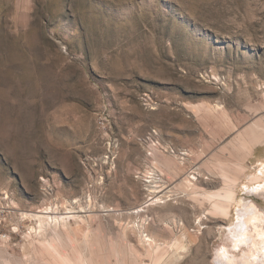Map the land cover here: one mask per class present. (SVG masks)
I'll return each mask as SVG.
<instances>
[{"label": "rangeland", "instance_id": "obj_1", "mask_svg": "<svg viewBox=\"0 0 264 264\" xmlns=\"http://www.w3.org/2000/svg\"><path fill=\"white\" fill-rule=\"evenodd\" d=\"M255 124L264 0H0V264H28L44 216L70 264L244 263L264 252L231 240L247 205L264 220L245 189L264 170ZM222 172L238 181L226 215L200 195Z\"/></svg>", "mask_w": 264, "mask_h": 264}, {"label": "bare ground", "instance_id": "obj_2", "mask_svg": "<svg viewBox=\"0 0 264 264\" xmlns=\"http://www.w3.org/2000/svg\"><path fill=\"white\" fill-rule=\"evenodd\" d=\"M203 109H205L206 112L218 111V108H215V107L212 108V107H208V106L203 107ZM253 127L255 129V132H260L261 134H264V127L263 126L255 124V125H253ZM152 152H154V151H152ZM164 161H166V160H164ZM169 161H166L167 163H164V167L167 171L172 170V167H171L172 164H171V161L170 162ZM162 162H160L159 157H157L156 154L153 153V164L155 166H157L158 164H161ZM155 173H153L152 170L145 172V174H144L145 178L150 180V181H148V183H152L151 180H155L156 178L158 179V176H155L156 175ZM190 177H192L193 179L196 178L195 176H192V175ZM263 179H264V170L261 171V173L258 176L253 177L250 180V185L247 186L245 189L250 191V193L255 192L257 195L264 193V183L263 184L261 183V180H263ZM222 180L225 183V187L222 191H220L218 193H214V194H207V195L200 193V195L202 196L203 200L210 203L211 209L213 210V212H217L218 214H221V215H226L230 205L234 202V195H235V190H236V186L238 184V181L236 178H234L233 176H230L226 172H222ZM156 182H157V180H156ZM183 184L187 188L193 187V185H194L190 181V179L185 181ZM184 185L182 187H184ZM255 193H253V194H255ZM163 199L165 200L163 195L154 196V197L148 198L146 200V202L143 204H145V206H153V205L162 203ZM256 207L257 206H254V205H247V208H244L245 209L244 210L245 211L244 218L245 217L246 218L240 224H244L245 226L242 225L241 227L236 229L233 232L232 238H231L232 243H234L235 245L239 246L240 244H242V242L245 243L248 241H251L254 243L255 241H253V240L255 237H258L261 239L260 241H257V244L264 243V229L261 227L262 225H260L264 222V220L261 219L259 209H257L258 207L257 208ZM136 209H138V208H136ZM139 209H141V208H139ZM137 211H139V210H137ZM45 214H47V213H45ZM72 217L74 218V216H72ZM58 218L59 217H51V216L50 217L49 216L38 217V222H39L38 228L36 229L35 227H33L31 229V232L27 235V238L29 239V245L26 248V251H28L30 254V257L26 260V261H28V264H50L49 262H46L43 259L44 253L50 254L52 258L57 257L58 259H61L62 261L65 262V264H70L69 260H67L66 257L64 258L63 256H61V252H60V246H61V240H60L61 238L60 237H61V235L59 237V233L57 232L58 229L56 230V228L55 229L52 228V225H51L52 223L56 222V220L58 221ZM61 219H63V217H61ZM199 223H200V218L198 219V224ZM249 225H252L254 227L255 234L254 233L251 234V232H250L251 229L249 228ZM60 234H61V232H60ZM254 244L256 246V243H254ZM254 244H253V246H254ZM153 245L155 246V250H156L155 252H157L160 249V244L158 245V244H156V242H154ZM177 245H178V243H177ZM251 252H252V255L248 256L247 259L245 258L244 259L245 262L241 263V264H264V257L263 256L260 257V253H264V252L259 251L257 249L255 251H251ZM219 253L223 257H225L228 252H227L226 248H223ZM162 262H163V259L159 258L158 260H156L155 264H160ZM5 264H9V263L6 262ZM224 264H226V263H224ZM236 264H239V262H236Z\"/></svg>", "mask_w": 264, "mask_h": 264}]
</instances>
